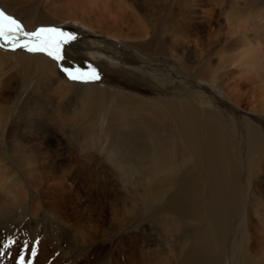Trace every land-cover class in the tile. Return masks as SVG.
Instances as JSON below:
<instances>
[{
  "label": "bare ground",
  "instance_id": "bare-ground-1",
  "mask_svg": "<svg viewBox=\"0 0 264 264\" xmlns=\"http://www.w3.org/2000/svg\"><path fill=\"white\" fill-rule=\"evenodd\" d=\"M49 1L52 0H0V9L18 19L25 26L26 31L57 25L63 20L74 17L70 12L71 7L67 8L71 17H52L50 14L52 7L50 4L47 5ZM130 1L136 9L143 11L144 23L139 21L142 25H139L140 39L126 43L125 46L134 48L152 61H158L157 56L165 61L174 58L186 73L191 74L193 78L210 82L220 94L236 106L224 108L210 101L203 102L193 96L148 97L144 96L145 93L142 96H134L105 87L97 81H72L66 86L63 85L65 92L78 91L76 92L79 93L78 95L86 98L88 104L86 109L89 108L93 118L103 123L106 147L111 149L110 160L120 159L134 171L158 174L163 179L146 176L142 190L137 189L139 184L133 183L136 192L132 194L127 191L124 198L117 200L116 204L108 202L107 207L101 206V203L89 206L91 208L89 214L85 210H77L76 215H72V207L69 213L67 205H64L65 210L63 204H57L56 201L55 205L51 204V209L34 203L30 209V206L23 201L0 198V215L16 216L19 208L20 214L29 212L26 216L34 221L31 226L32 232L41 224V214L45 208L53 212L55 219L58 220V229L56 230L53 223L48 224V230L42 239H36L35 234L31 232V239L41 241L38 250L42 255L40 260L36 261V256H32L30 249L25 264L29 262L67 264L69 261L63 253L85 252L89 244L95 243V231L97 226L105 221L107 213L110 215L108 228L111 236L116 237L127 222L146 215L147 212L150 216L168 213L171 214L167 228L170 233H178L185 217H190L197 220L198 229L186 236L195 234L204 235L206 238L213 237L217 244L223 245V236L239 209L245 193L249 188L251 190L258 188L262 183L261 179L264 180V123L258 122L259 120L257 121L252 114L242 115L240 105L243 101L238 99L239 93L237 96L235 94L240 89L239 85L237 86L238 79H242L243 75L249 77L250 73L257 78L261 76L262 83L259 88L264 90V0H248L247 3H242L240 0L239 4H236L235 0H163L161 7L151 13H149L151 5L146 1ZM170 2L173 7L169 6ZM210 3L220 7L225 4L231 7V10L227 11L222 7L223 9L217 11L215 9L219 6L211 9L210 6L208 7ZM205 5L208 8H205ZM155 15H158V18ZM197 18H202L204 26L200 27ZM206 31H210L212 36H205L207 37L205 39L203 33ZM113 34L115 33L110 35ZM190 36L192 39L188 40ZM72 42L65 46L74 47L75 44ZM90 49L86 51V57L101 59L96 52V54L90 53ZM104 58L106 57L102 60L114 66L120 65L117 58ZM32 69L46 76L38 77ZM56 70V62L45 54H26L22 50L0 49V124L12 110L8 104L14 93L31 82L32 88L26 97L28 100L30 93L35 94V89L38 88L36 85L40 82L49 84L59 81ZM41 79L43 81H40ZM250 91L252 93L246 103L252 104L253 101L256 103L248 110L264 115V96L257 98L254 89ZM74 96V94L67 96V100H72ZM131 96L135 98L129 101L132 104L123 101L124 97ZM36 99L37 97L33 96L30 100L33 102ZM86 109H83V114ZM119 113L125 115L120 116ZM90 127V124H82L80 129L77 128V135L73 139L77 141L79 138L86 139L87 135L93 134V129ZM61 135H64V130L61 131ZM14 138L17 137L14 135ZM43 138L42 136L35 139L40 144H46L47 140ZM9 143L11 144V141ZM61 144L57 142L58 152L63 148ZM44 147V150L48 151L39 152L37 148L30 149L36 154L28 153L21 146L17 149L11 147L13 151L11 156L15 163L23 166V172L28 175L32 185L34 184L43 194L45 191L41 189L44 180L42 170L45 167L47 170L55 167L51 157L52 152H49L50 148L48 145ZM62 152L59 153L62 155ZM57 164L61 165L62 162ZM167 175L172 177L165 179ZM174 185H177L175 193L167 189ZM3 190L12 198L10 189ZM195 190H198L196 194ZM120 217L130 220L122 223ZM239 230L240 227H237L236 238L231 244L233 249L230 248L235 252L234 259L237 258V264H254L250 256L238 253L240 250L238 239L243 237ZM22 234L24 236L25 232ZM47 234L54 239L47 238ZM56 240H60V243L56 244ZM34 243L31 242L30 246L36 248L37 243ZM208 244L209 247L213 245L210 241ZM192 262L196 263V259ZM84 264H90V260L85 258Z\"/></svg>",
  "mask_w": 264,
  "mask_h": 264
},
{
  "label": "rangeland",
  "instance_id": "rangeland-1",
  "mask_svg": "<svg viewBox=\"0 0 264 264\" xmlns=\"http://www.w3.org/2000/svg\"><path fill=\"white\" fill-rule=\"evenodd\" d=\"M142 1H146L148 5H151L149 13L157 11L163 3V0ZM235 2L236 4L247 3L248 0H241V2L235 0ZM48 4L52 7L50 14L54 18H67L74 14L73 18L63 20L61 23L49 27L60 28L65 32L75 34L76 39L72 42L75 45L69 48L65 46V59L59 65L55 61L58 82L49 84L40 82V85H36L38 88L35 89V94L30 93L28 100L26 97L32 88V83L23 85L13 94L12 100L8 104L12 107V110L9 116L0 124V184L2 185H0V198L23 201L27 206H30V209H32L33 203L51 209L50 206L55 205L57 202V204H63V207L67 205L68 212L72 211V215H76L77 210H85L89 214L91 209L89 206H96V204L101 203V206L107 207L108 202L116 204L117 200L124 198L127 191L132 194L136 192L133 183L139 184L137 189L142 190L146 183V176L163 178L158 174L155 175L141 170L134 171L120 159L110 160L111 154L109 152H111V149L106 147L107 142L105 141L103 123L94 119L92 114L89 113V108L86 109V106H88L86 98L78 95L79 93H76L78 91H64V86L72 81L67 78L61 70L62 68L79 67L87 70L89 66H92L100 75V79L97 81L99 84L134 96H142L143 93H145L144 96L148 97L160 95L193 96L200 98L203 102L210 101L224 108H234L236 105H232L231 100L220 94L210 82L193 78L191 74L186 73L174 58L171 61H165L157 56L159 60L152 61L148 57L142 56L134 48L125 46L126 43L140 39V36H138L140 33L139 27L142 26L141 23H144L143 11L136 9L130 0H52ZM169 6L173 7V4L170 2ZM209 6L212 9L219 5L210 3ZM69 7L73 10L70 11L71 14L68 13L67 8ZM219 7L215 10L223 9L222 7L227 11L231 10V7H227L225 4ZM148 8L150 9L149 6ZM155 17L158 18V15H155ZM197 20L200 27L204 26V24L202 25V18H197ZM139 21L142 22L139 23ZM209 32L203 33L204 37L212 36ZM112 33L115 34L110 35ZM191 39L190 36L188 40ZM88 48H91L90 53H97V56L101 59L95 60L86 57ZM5 49L9 50L8 48ZM17 50L31 54L24 49ZM103 57L117 58L120 65L114 66L106 60H102ZM32 72L38 77L46 76V74H38L35 69H32ZM250 74L249 77L243 75L242 79H238L237 86L239 85L238 87L241 90L239 89L237 93L234 92L236 96L239 93L238 99L243 101L240 102L242 109H238L241 110L242 115L252 114L256 117V120H259H257L258 122L263 121L264 123V115L255 112L256 115L248 110L256 103V101H253L252 104L246 103L248 96L252 93L251 89H254L255 95H258L257 98L264 96V90L259 88L262 83L261 76L259 75L257 78L256 75ZM30 78L31 76L28 80ZM140 88L148 91L142 92ZM71 94L75 95L74 98L67 100V96ZM33 96L37 99L32 102L30 99ZM134 99L132 96L124 97L123 101L132 104L129 101ZM38 109L42 110L38 111ZM83 109H86L84 114ZM119 114L120 116L125 115ZM82 124H90L93 134L87 135L86 139L79 138V141H77L73 138L76 137L77 130L80 129ZM96 128L98 130H95ZM62 130H64V135H61ZM14 135L17 137L16 139ZM38 136L41 138L43 136V140H47V143L43 144L48 145L50 148L49 152H52L51 157L55 164L52 170H47L46 167L42 170L45 181L43 180L41 189L45 191V194L38 191L34 184L32 185L28 175L23 172V166L19 165L20 168L11 156V152H13L11 147L17 149L21 146L25 151L32 154H36V152L31 151V148L34 150L37 148L36 150H39V152L48 151L44 150V145L35 139H39ZM70 141L71 143H69ZM57 142L62 143L63 148L59 151H63L62 155L56 148ZM36 143L40 144V147L36 146ZM49 152L48 154H50ZM57 153L60 154V157ZM60 162L62 164L58 165L57 163ZM66 166L67 168H65ZM171 177V175H167L165 179ZM261 181L262 183L258 187L260 190L249 188L246 192L247 187L245 188L244 199L240 202L238 212L236 211L234 214L231 219L232 222L223 236V245L217 244L213 237L206 238L204 235L198 236L195 234L186 236L198 229L197 220L190 217H185L183 224L179 227V232H175L177 235L170 233L167 228L169 227L168 220L171 214L168 213H158L150 216L147 212L146 215L127 222V225L119 231L116 237L111 236L108 228L110 215L107 213L104 218L105 221L97 226L94 236L95 243L89 244L85 252L62 253L69 261L66 262L67 264H72L73 261L74 264L78 261H81L79 264H84L85 258L90 260V264H115V262L116 264H237V258L234 259L235 252L230 248H232L231 244L234 243V238H236L237 227H240L239 233L243 237L238 236L240 238L238 239L240 245L238 253L250 256L254 264H264V180L261 179ZM176 186L167 189L175 193ZM5 188L10 189V192L14 195L10 194L12 198L3 190ZM194 192L196 194L198 190ZM70 207H72V210ZM20 211L19 208L16 211V216L0 215V264H17L22 255L27 259L28 252L32 248L30 246L31 242H37V240L31 239L32 233L35 234L36 239H42L48 230V224L53 223L56 230L58 229V220L55 219L54 213L47 208L41 214L42 225L36 226L33 232L31 226H33L34 221L26 216L29 212L25 211L20 214ZM122 216L124 217V215ZM120 219L122 223L130 220L121 217ZM22 232H25L24 236ZM52 237L47 234V238L50 240L54 239ZM10 240L15 241V243L9 248H5L4 245ZM207 240L212 242L213 245L209 247ZM26 242L27 247H25ZM40 242L36 246V261L40 260V255H42V252L38 250ZM58 243H60V240H56V244ZM194 259H196V263L192 262ZM71 260L72 263H70Z\"/></svg>",
  "mask_w": 264,
  "mask_h": 264
},
{
  "label": "snow or ice",
  "instance_id": "snow-or-ice-1",
  "mask_svg": "<svg viewBox=\"0 0 264 264\" xmlns=\"http://www.w3.org/2000/svg\"><path fill=\"white\" fill-rule=\"evenodd\" d=\"M75 39V34L56 27H39L35 31H26L25 26L18 19L0 9V49L8 48L11 51L24 49L30 53H42L59 65L65 59V45ZM61 70L71 81L94 82L100 79L99 73L92 66H89L87 70L79 67H64ZM14 243L15 241L10 240L4 247L9 248ZM36 243L38 244L39 241L37 240ZM31 254L33 257L36 255L35 247L31 248ZM18 264H25L23 255L20 256Z\"/></svg>",
  "mask_w": 264,
  "mask_h": 264
}]
</instances>
